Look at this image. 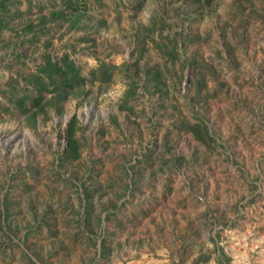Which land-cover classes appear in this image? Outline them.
Returning a JSON list of instances; mask_svg holds the SVG:
<instances>
[{"label":"rangeland","instance_id":"obj_1","mask_svg":"<svg viewBox=\"0 0 264 264\" xmlns=\"http://www.w3.org/2000/svg\"><path fill=\"white\" fill-rule=\"evenodd\" d=\"M86 5L0 0V264H264V0Z\"/></svg>","mask_w":264,"mask_h":264},{"label":"trees","instance_id":"obj_2","mask_svg":"<svg viewBox=\"0 0 264 264\" xmlns=\"http://www.w3.org/2000/svg\"><path fill=\"white\" fill-rule=\"evenodd\" d=\"M66 1V5H67V8L69 9H72V10H75L76 8L78 7H83V8H87L86 4H87V1L88 0H65ZM100 1V0H98ZM59 16H63L62 12L59 14ZM68 57H65L63 60L65 61L64 64H66V70H63L62 68H60V66H58L59 64H51L50 66H54V70L53 72L55 74H61V71L62 72V75H64V77H67V76H70L72 78H70V80H67L66 83H71L70 85L71 86H68L69 89H72L74 88L75 86H78L79 83H81L82 81H84V78L80 75V69L79 67H76L75 64L73 62H70L69 64H67L66 62L68 61L67 60ZM48 66L47 68H45V72H49V67ZM50 74V73H49ZM65 82V81H64ZM63 83V82H62ZM75 84V85H74ZM74 85V86H73Z\"/></svg>","mask_w":264,"mask_h":264}]
</instances>
